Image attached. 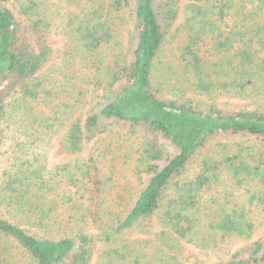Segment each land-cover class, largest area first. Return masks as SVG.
I'll use <instances>...</instances> for the list:
<instances>
[{"label":"trees","instance_id":"16d2710c","mask_svg":"<svg viewBox=\"0 0 264 264\" xmlns=\"http://www.w3.org/2000/svg\"><path fill=\"white\" fill-rule=\"evenodd\" d=\"M43 1L0 0V264H188L202 225L249 237L247 207L264 214V0H55L57 50ZM238 99L254 107L223 106ZM221 136L263 145L222 144L187 175ZM129 141L138 190L113 177ZM227 178L254 193L201 220ZM222 264H264V243Z\"/></svg>","mask_w":264,"mask_h":264},{"label":"rangeland","instance_id":"374dc122","mask_svg":"<svg viewBox=\"0 0 264 264\" xmlns=\"http://www.w3.org/2000/svg\"><path fill=\"white\" fill-rule=\"evenodd\" d=\"M55 0H44L46 7H44L50 14L51 27L49 35L50 45L57 49L64 48L67 41V37L62 33V26H59L64 20L61 9L60 15L55 10L49 11L52 8V2ZM41 1H38V5ZM45 5V4H44ZM43 9V8H41ZM49 9V10H48ZM62 14V15H61ZM24 21V19H23ZM59 27V28H58ZM60 59L48 64L45 70H52V68H59ZM58 64V65H55ZM60 70V69H58ZM249 99L231 100L229 103H225L223 106L228 109H242L254 107L253 103H250ZM114 130H120L114 127ZM123 131V130H122ZM114 136V135H109ZM240 143L243 146L254 145L256 148H261L263 141L255 137H228L221 136L210 139L205 147L198 152V158H196L195 164L187 172V175L192 176L197 172L198 164L202 158V155L212 154L222 144L235 147ZM133 144L129 141L128 147L122 149H116V153L121 154L124 151H128L131 154L126 162H123L118 156L117 163L113 167L114 181L122 186L131 185L134 190H138L140 184L142 185L145 177L138 178L132 171V164L134 161L133 156ZM108 175H112V171L107 168L104 169ZM113 181V182H114ZM256 186L250 182L239 184L236 180L222 179L220 183L212 185V188L203 192L202 207L203 209L198 214L201 220H205L209 215L213 216V212L217 208V203H225V206L229 207L236 205L238 208L246 204L247 197L250 193H254ZM128 193L125 192V198L128 200ZM110 199L114 200V190H111L109 195ZM249 217L254 224L253 233L249 237H237V236H222L219 232H212L206 225L200 226L199 232L191 235L190 241H184L183 256L188 264H222L229 260L230 254L239 251L242 255H247L255 240H261L264 243V214L260 212L253 204L247 207Z\"/></svg>","mask_w":264,"mask_h":264}]
</instances>
